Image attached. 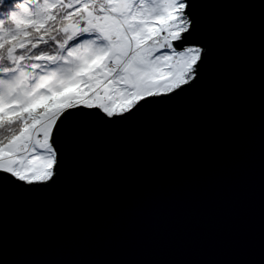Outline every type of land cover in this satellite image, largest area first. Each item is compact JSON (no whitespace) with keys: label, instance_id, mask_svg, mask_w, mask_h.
Segmentation results:
<instances>
[{"label":"snow or ice","instance_id":"obj_1","mask_svg":"<svg viewBox=\"0 0 264 264\" xmlns=\"http://www.w3.org/2000/svg\"><path fill=\"white\" fill-rule=\"evenodd\" d=\"M245 0H0V264L37 259L122 202L167 187L181 158L221 140L245 203L256 44ZM259 236L264 264V4L258 36Z\"/></svg>","mask_w":264,"mask_h":264},{"label":"water","instance_id":"obj_2","mask_svg":"<svg viewBox=\"0 0 264 264\" xmlns=\"http://www.w3.org/2000/svg\"><path fill=\"white\" fill-rule=\"evenodd\" d=\"M253 7L225 11L243 15L256 44L255 96L248 127L245 203L239 216L228 185L231 168L221 140L186 153L171 183L161 189L153 181L146 194L122 202L81 226L73 242L35 258L80 259L114 264H228L250 258V248H238L229 237L239 231L246 239L259 236L260 136L258 36L264 0H245Z\"/></svg>","mask_w":264,"mask_h":264}]
</instances>
